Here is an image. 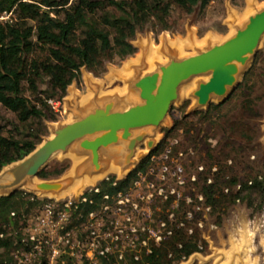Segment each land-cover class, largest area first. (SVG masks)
<instances>
[{
  "label": "trees",
  "instance_id": "trees-1",
  "mask_svg": "<svg viewBox=\"0 0 264 264\" xmlns=\"http://www.w3.org/2000/svg\"><path fill=\"white\" fill-rule=\"evenodd\" d=\"M211 2L0 0V11L15 9L17 15L13 23H0V108L15 117L6 118L0 109V171L44 141L47 121H56L58 115L50 100L62 101L68 87L80 79L82 68L101 76L109 63H119L137 52L133 40L140 31L148 26L158 33L169 30V14L175 10L193 14ZM263 103L264 56L258 52L228 99L184 114L164 130L157 147L125 177L112 174L69 206L59 203L69 212L65 232H70L91 214L103 218L113 213L137 215L132 201L118 202L131 195L136 182L149 176L156 163L159 167L181 161L188 179L185 191L172 193L166 187L152 201V229L158 240L151 236L150 228L141 227L131 232L133 245L121 259L119 252H97L95 263L84 256L81 264H178L207 245L199 227L203 210H196L197 206L209 209L217 224L238 203L263 210L264 160L252 159L259 148ZM178 129L184 135L174 142ZM69 167L63 162L53 167L48 164L39 176L58 177ZM46 202L51 200H41L23 189L0 196V264H28L30 256H37L38 241L31 240L25 228L30 216ZM48 263L42 258L41 264Z\"/></svg>",
  "mask_w": 264,
  "mask_h": 264
},
{
  "label": "rangeland",
  "instance_id": "rangeland-1",
  "mask_svg": "<svg viewBox=\"0 0 264 264\" xmlns=\"http://www.w3.org/2000/svg\"><path fill=\"white\" fill-rule=\"evenodd\" d=\"M262 9H264V0H212L205 10L197 8L193 14L182 15L175 10L168 16V23L171 26L169 30L158 33L148 26L140 31L135 40H133V43L138 48L137 52L119 63H109L106 72L98 77H102L104 80L105 91H111L116 88L119 90L120 96H122L120 90H130L131 92L133 90V81L138 76L159 69L160 65L168 63L171 58L182 59L205 50L215 43L223 42L233 35L238 28H242L251 15ZM191 37L192 41L187 40L179 42V44L176 42L177 40L183 38L186 40ZM166 38L173 49L170 52L167 50L157 52V45L163 43ZM152 49L155 56L147 60ZM259 52L264 56V37L260 44ZM143 55H145L144 63L138 60L137 66L131 65L126 69L130 62L136 61V58L143 57ZM113 67L125 69L126 74H124L122 80H112L113 78L108 76L107 73ZM91 74L95 75L93 72ZM127 77L130 79H125ZM208 78V75L197 76L180 87L179 99L175 102L172 111L155 137L157 145L164 137L166 128L172 127L184 114H190L196 110L197 98L193 95V91L198 88L199 82L206 81ZM84 80L82 76L79 81L70 85L67 95L77 88L87 96L86 100L95 97L94 93L90 92L89 94L87 92ZM43 87L45 86L43 85ZM65 97L62 101L55 99L56 101L51 103L58 115L56 121H47L48 134L44 139L52 137L57 127L73 120L71 116L66 114L67 112H63V100H65ZM213 103H218V100L215 99ZM126 106H128L127 103L121 104V107ZM262 108L264 109V103ZM0 109L1 114L6 118H15L7 110ZM183 135L184 130L178 129L172 139L176 142L181 140ZM258 141V153L256 156H252V159L261 161L264 160V118L260 123ZM137 151L141 156L145 154L147 156L151 152L147 146V141L139 145ZM73 155H78L77 157L81 158L80 164H83L88 159V156L78 154L74 146H71L66 152L56 154L49 163L50 167L55 166L57 163H68L70 164L69 169L61 176L50 179L38 176L35 178V182L58 181L64 183L65 177L76 163ZM141 156L137 158V163L142 160ZM111 159H114V157L111 158L107 151H102L101 161L106 166L110 164ZM135 167L131 165L123 173L113 170L101 178L81 182L62 197L53 196L51 192L21 188L33 193L41 200H51V202H46L37 212L30 216L28 225L25 228V233L30 236V239L38 241V245L35 246L37 256L27 255L28 258L30 256L27 261L29 262L28 264H41L44 257L47 258L48 264H58L59 259L61 264H81L84 256L89 258L92 263H95L96 253L100 252L102 254L103 251L119 252V259H121L128 246L133 245L131 232L141 227L143 230L150 228L151 236L158 240L157 231L152 229L154 218L151 204L157 194L161 195L166 192V187L171 189L172 193L176 189L185 191V184L188 179L185 172H183L181 161H177L173 165L163 163V166L161 164L159 167H157L156 163V166L150 167L149 176L146 175L136 182L131 195L128 198L119 200L118 203L121 204L132 201L135 210H137V215H131L129 212L124 215L113 213L103 218L100 215L91 214L89 219L79 228L76 227L70 232H65L70 223V215L67 210L62 209L59 203L66 202L65 206H69L72 202L79 200L86 190L95 187L108 176L114 174L118 178H123ZM79 175L83 177L85 173ZM190 201L191 199L188 198V202ZM196 210H203L199 227L207 245L203 251L192 254L178 264H239V261L236 263V257H239V253L245 259L248 257L252 261L257 260L258 264H264V209L254 211L246 204L238 203L229 211V214L221 224H217L216 218L208 213L209 209L206 208L204 210L200 205L196 207ZM144 244L146 243L144 242ZM27 256L25 259L22 257L20 263L25 262Z\"/></svg>",
  "mask_w": 264,
  "mask_h": 264
},
{
  "label": "water",
  "instance_id": "water-1",
  "mask_svg": "<svg viewBox=\"0 0 264 264\" xmlns=\"http://www.w3.org/2000/svg\"><path fill=\"white\" fill-rule=\"evenodd\" d=\"M263 37L264 9L251 15L223 42L182 59L171 58L159 69L138 76L126 97L100 99L85 111H78L73 121L57 127L53 136L29 155L0 171V196L12 195L21 188L44 192L61 189L65 182L36 183L35 178L56 154L71 146L78 154L88 156L79 174H94L107 167L101 161L102 151L117 156L122 168L135 167L139 145L147 141L150 151L157 147L155 137L179 99L180 87L194 77L208 75L193 91L196 110L207 109L215 99L218 103L225 101L251 67ZM122 103L128 106L121 107ZM144 157L146 154L141 159Z\"/></svg>",
  "mask_w": 264,
  "mask_h": 264
},
{
  "label": "crops",
  "instance_id": "crops-1",
  "mask_svg": "<svg viewBox=\"0 0 264 264\" xmlns=\"http://www.w3.org/2000/svg\"><path fill=\"white\" fill-rule=\"evenodd\" d=\"M187 40L192 41V37L189 39H186V40H184V38H183V39L177 40L176 42H177V44H179V42H185ZM157 47H158L157 48L158 51L163 50V52H164V50H167L170 52L173 49L172 46L170 45V42L167 40V38H166V40L163 41V43H161L160 45H157ZM175 49H176V47H175ZM144 56L145 55H143V57H138L136 59H139V61H141V63L142 62L144 63L145 62ZM140 58H142L143 61L140 60ZM137 63L134 64L133 66H135V65L137 66L138 65ZM107 74L110 78H113L112 80H116V79L122 80V78H124V74H126V71L124 68H120V67L114 68L113 67L112 69H110V71ZM82 76H83V79H85L84 82L86 84L87 92L89 94H90V92L94 93L95 97H92V98L86 100L87 96L84 95L83 93H81L77 88H75L74 91L72 90L65 97V100H63V112H67L66 114L71 116V118H73V120L75 119V115L78 113V111H85L94 102L101 101L100 99L113 97V96H116L119 94L118 93L119 90H117L116 88L115 89L113 88V90H111V91H105L106 86L104 84V80L102 79V77H98V76L91 74V71H89L85 67L82 68L81 77ZM81 77H80V79H81ZM80 79L75 80L72 84H75V82L79 81ZM125 79L129 80L130 78L127 77ZM95 99H98V100H95Z\"/></svg>",
  "mask_w": 264,
  "mask_h": 264
},
{
  "label": "bare ground",
  "instance_id": "bare-ground-1",
  "mask_svg": "<svg viewBox=\"0 0 264 264\" xmlns=\"http://www.w3.org/2000/svg\"><path fill=\"white\" fill-rule=\"evenodd\" d=\"M157 52H158V50H157ZM153 56H155V54H153V49H152L149 53V57L147 58V60L152 59ZM138 60L139 59H137L136 61L130 62L127 65L126 69L129 68L131 65L136 64L138 62ZM120 93H122L121 97H126L130 93V90H125V91L120 90ZM118 95L120 96V94H118ZM157 135H158V133H157ZM77 156L78 155H73V158L76 160V163L73 166V168L71 169L70 173L64 179V182L67 185H64L61 189H59L57 191L51 192V194L53 196L62 197L64 195L68 194L71 190H73L79 183L84 182L86 180L92 181L94 179L101 178L113 170H117L119 173H123V172L128 170V168H122L121 165L118 164L117 156H113L114 159H111L112 161L110 162V164L107 167H105L104 169H102L99 172H96L94 174L85 173V175H83V177H81V175H79V167L81 166V164H80L81 158H79ZM138 156H139V152L137 151L135 159H137ZM113 157L111 156V158H113ZM245 256H247V255H245ZM238 261L240 262L239 264H258L257 260L252 261L248 257L245 259L241 256L240 253H239V257H236V263H238Z\"/></svg>",
  "mask_w": 264,
  "mask_h": 264
},
{
  "label": "built area",
  "instance_id": "built-area-1",
  "mask_svg": "<svg viewBox=\"0 0 264 264\" xmlns=\"http://www.w3.org/2000/svg\"><path fill=\"white\" fill-rule=\"evenodd\" d=\"M16 19H17V15L15 12V9L0 11V23L1 24L13 23ZM50 101H51L50 103L54 102L53 100H50ZM102 253H104V251Z\"/></svg>",
  "mask_w": 264,
  "mask_h": 264
}]
</instances>
